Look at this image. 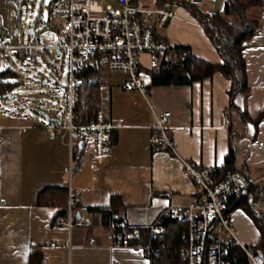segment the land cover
<instances>
[{
	"label": "crops",
	"instance_id": "crops-1",
	"mask_svg": "<svg viewBox=\"0 0 264 264\" xmlns=\"http://www.w3.org/2000/svg\"><path fill=\"white\" fill-rule=\"evenodd\" d=\"M21 2L0 0V36L19 41ZM223 7L224 0H217L215 13L220 8L217 13L222 14ZM201 12L209 14L206 9ZM246 15L258 27L242 53L249 86L245 94L230 97L231 82L220 73L186 86L154 85L148 60L142 56L145 100L136 91L121 89L126 75L104 67L98 119L119 125L105 156H95L90 139L70 135L69 117L68 124L58 120L56 125L46 118L0 113V264H31L33 255L39 257L38 264H149L142 247L116 245L111 231L87 210L113 207L115 217L126 225L145 228L162 210L185 208L197 197L180 160L150 145L152 111L170 113L175 151L189 164L222 169L231 153L234 171L263 187L254 210L261 208L255 211L264 216V149L256 145L264 143V35H257L264 29V5L248 8ZM222 16L238 24L235 17ZM165 28L167 37L159 30L158 34L171 46H187L198 58L222 63L188 10L178 9ZM4 97L0 95V100ZM46 188L75 194L77 205L70 220L68 215L56 218L64 210L63 200L49 204L40 199ZM231 220L245 246L259 243L257 229L241 209L232 211ZM79 221L84 226H69Z\"/></svg>",
	"mask_w": 264,
	"mask_h": 264
},
{
	"label": "built area",
	"instance_id": "built-area-1",
	"mask_svg": "<svg viewBox=\"0 0 264 264\" xmlns=\"http://www.w3.org/2000/svg\"><path fill=\"white\" fill-rule=\"evenodd\" d=\"M114 9L105 5V0H52L49 16L60 19L57 26L58 39L52 44H43L33 34L26 44L11 36H0V56L13 59L21 66H29L42 60L60 83L67 79L65 107L69 117L67 130L81 139H90L94 154L102 157L109 154L113 125L97 119L86 126L72 124L75 102V75L89 66L102 65L110 72L126 75L121 86L123 91H136L147 100L148 89L141 78L142 56L148 60V71H155L171 50L167 42L159 39L158 30L173 19L174 12L167 7L153 10L140 8L142 0H112ZM159 1V0H157ZM173 5L185 4L198 7L205 0H165ZM216 9L217 0H209ZM257 35H264V29ZM150 107V105H149ZM151 108V107H150ZM152 110V109H151ZM153 114L150 127V145L175 155L192 185L197 197L185 208H166L146 226L148 239L142 247L146 259L155 250L163 237L165 220H177L183 226V247L179 264H230L229 252L237 249L246 257L248 264H264L263 252L255 246H245L239 240L232 224L231 209L241 200L244 192L256 183L239 172L223 173L220 168H197L180 158L174 148L168 121L169 112ZM228 118L224 117V122ZM264 149V143L257 142ZM77 205L75 194L68 191V219L73 217ZM77 226L84 223L70 222ZM116 240L126 245L133 241L132 235H124L122 225L115 224ZM53 246V244H51Z\"/></svg>",
	"mask_w": 264,
	"mask_h": 264
},
{
	"label": "trees",
	"instance_id": "trees-1",
	"mask_svg": "<svg viewBox=\"0 0 264 264\" xmlns=\"http://www.w3.org/2000/svg\"><path fill=\"white\" fill-rule=\"evenodd\" d=\"M158 6L165 7L173 5L172 2L159 0ZM264 5L263 0H224L222 14L226 17H235L238 24L228 22L220 13L205 14L191 5L182 4L202 27L205 35L211 41L214 48L222 59L221 64H211L196 57L187 46L177 45L171 50L164 52V57L159 68L151 72L154 85H176L186 86L211 78L215 73L222 74L231 82L230 97L234 94H245L248 92V83L245 71V61L242 53L244 43L256 32L258 23L251 21L246 11L248 8H260ZM159 39L167 42L164 39ZM104 71L102 65L89 66L83 72L75 75V102L73 106L74 126H86L97 121L100 111V86L101 76ZM0 95H10L16 87V83L9 82L13 77L9 71L1 73ZM233 156L230 153L226 165L221 169L223 173L234 172L232 168ZM263 187L251 186L247 196L237 201L231 213L235 209H241L253 222L259 233V243L255 246L264 254V216L254 210L262 197ZM40 199H46L49 204L64 202V210L58 214L57 219L67 218L68 193L62 188H46L39 195ZM89 214L98 217L97 223L103 228L111 231L112 239L116 245L124 246L123 240H116L115 224L122 225V232L126 236L132 235L133 241L127 246L143 247L148 239L146 228L130 227L120 218L115 217L117 211L112 208H90ZM75 212V210H74ZM183 224L177 220H165L163 223V237L155 245V250L148 256L149 264H179L181 261V249L183 247ZM39 257L31 256V264H38ZM230 264H248L246 257L237 249L229 252Z\"/></svg>",
	"mask_w": 264,
	"mask_h": 264
},
{
	"label": "rangeland",
	"instance_id": "rangeland-1",
	"mask_svg": "<svg viewBox=\"0 0 264 264\" xmlns=\"http://www.w3.org/2000/svg\"><path fill=\"white\" fill-rule=\"evenodd\" d=\"M21 23L18 32L20 43L26 44L31 35L29 29L40 43L52 44L58 39L57 30L54 29L60 21L49 16V6L52 0H21ZM105 5L118 9V5L112 0H105ZM140 8L153 10L158 7L157 0H142ZM209 14L215 13L209 2H202L197 7ZM170 9L175 13L178 9H185L179 4L172 5ZM187 10V9H185ZM216 12H221L218 8ZM235 20V19H234ZM159 34L167 37L166 28L160 29ZM0 71H9L13 77L9 82L16 83V87L9 96L0 100V113L12 118L24 117L44 121L46 117L59 120L62 124H68L66 114L65 97L67 79L60 83L47 65L39 60L29 66H21L13 59L0 57ZM35 119V120H36ZM261 212V208L256 207ZM241 241V240H240ZM245 245V243L242 242Z\"/></svg>",
	"mask_w": 264,
	"mask_h": 264
},
{
	"label": "water",
	"instance_id": "water-1",
	"mask_svg": "<svg viewBox=\"0 0 264 264\" xmlns=\"http://www.w3.org/2000/svg\"><path fill=\"white\" fill-rule=\"evenodd\" d=\"M32 33H33V30L30 29V30L28 31V34H29V35H32ZM46 121H47L48 123H50V124H56V125L60 123L58 120H55V119H52V118H48V117H46ZM246 196H247V192H244V193L242 194L241 198L243 199V198H245Z\"/></svg>",
	"mask_w": 264,
	"mask_h": 264
}]
</instances>
